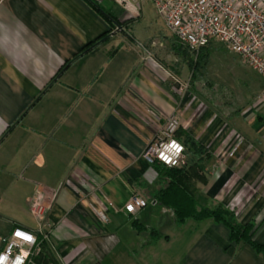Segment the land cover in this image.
Returning a JSON list of instances; mask_svg holds the SVG:
<instances>
[{
    "label": "crops",
    "instance_id": "crops-1",
    "mask_svg": "<svg viewBox=\"0 0 264 264\" xmlns=\"http://www.w3.org/2000/svg\"><path fill=\"white\" fill-rule=\"evenodd\" d=\"M115 8V0H0V243L16 227L40 234L26 221L39 196L59 264H264L211 219L177 227L170 210H124L134 193L152 201L160 176L142 153L174 114L181 167L202 175L197 202L252 222L253 240L264 244L262 152L244 140L228 156L236 130L226 116L190 87L178 90L184 80L166 67L163 42L133 37L130 22L109 32L101 12L116 16Z\"/></svg>",
    "mask_w": 264,
    "mask_h": 264
},
{
    "label": "built area",
    "instance_id": "built-area-1",
    "mask_svg": "<svg viewBox=\"0 0 264 264\" xmlns=\"http://www.w3.org/2000/svg\"><path fill=\"white\" fill-rule=\"evenodd\" d=\"M132 1L152 3L157 16L171 36L190 51L198 53L206 48L212 40L225 44L228 49L237 54L242 62L256 71L263 80V89L257 97V101L264 106V0H120L117 3L125 11H136ZM188 83H180L178 90L184 91ZM180 126L177 117L172 114L168 116L158 132L144 148L142 156L149 165L158 162L167 167H180L184 164L185 146L177 138L176 134ZM231 145L226 148V154L232 155L243 143L242 137L232 131ZM175 140L183 146V151L178 156H173L174 164H166L159 154L164 151L163 145ZM171 155V153H167ZM142 201L143 203H139ZM132 204L135 211L129 212L126 205ZM146 206V201L132 194L124 206L129 214H134ZM97 218L107 222L105 212L91 207ZM29 210L38 224V232L46 239L43 229L46 226V208L39 196H35ZM16 229H21L35 237V242L29 244L26 241L13 237ZM2 249L0 253H7L11 245V255L8 264L21 252V248L31 254L37 253L36 234L16 227L10 234L1 239ZM23 261L25 264L29 258Z\"/></svg>",
    "mask_w": 264,
    "mask_h": 264
},
{
    "label": "rangeland",
    "instance_id": "rangeland-1",
    "mask_svg": "<svg viewBox=\"0 0 264 264\" xmlns=\"http://www.w3.org/2000/svg\"><path fill=\"white\" fill-rule=\"evenodd\" d=\"M132 4L138 11H133L134 14L130 12L133 16L126 13L123 7L114 9L118 18L126 16L130 22H127V32L135 38L163 42L166 67L174 74L178 73L175 75L184 80L183 83H188L190 91L201 95L217 114L225 115L243 141L248 140L264 156V106L257 101L263 88L261 76L221 42L212 40L204 50L198 53L190 51L166 30L151 2L132 1ZM123 31L124 34L119 32L117 36L128 35L125 29ZM190 59L192 63L188 64ZM146 198L149 200V197ZM148 200L144 207L146 212L172 214ZM26 221L32 226L36 224L29 214Z\"/></svg>",
    "mask_w": 264,
    "mask_h": 264
},
{
    "label": "trees",
    "instance_id": "trees-1",
    "mask_svg": "<svg viewBox=\"0 0 264 264\" xmlns=\"http://www.w3.org/2000/svg\"><path fill=\"white\" fill-rule=\"evenodd\" d=\"M101 15L110 24L109 32L114 30L116 26H122L121 24L124 25L129 22L127 19L121 22L111 12H101ZM109 32L102 35L97 41L89 43L85 50L95 43L103 41ZM191 63L192 60L190 59L188 64ZM186 145L192 148L197 154H200L203 149L199 143L190 137H186ZM150 166L160 176L159 187L151 193V200L173 213L174 223L177 227H181L187 220L201 221L211 219L214 223L223 224L228 229L229 240L231 242L249 245L264 260V244L253 240L254 224L252 222L244 225L238 223L235 213L223 207L221 204H216L213 207H205L197 202L195 198V183L202 179L198 166L192 165L187 168L181 166L173 168L164 166L158 162ZM132 224L135 228L145 229L136 220ZM150 233L155 235L153 240L159 236L154 229H151ZM36 240L39 251L37 253L32 251L25 264H59L43 235L37 233ZM2 247L1 245L0 250Z\"/></svg>",
    "mask_w": 264,
    "mask_h": 264
},
{
    "label": "clouds",
    "instance_id": "clouds-1",
    "mask_svg": "<svg viewBox=\"0 0 264 264\" xmlns=\"http://www.w3.org/2000/svg\"><path fill=\"white\" fill-rule=\"evenodd\" d=\"M117 3H120V0H117ZM164 151L160 152L159 156L162 161L166 164H174L175 161L172 159L173 156H178L183 151V146L178 144L175 140L171 141L169 144L163 145ZM167 153H171L168 155ZM139 203H143L140 201ZM129 212L135 211L132 204L126 205ZM14 238L19 240L26 241L29 244L35 242V237L30 233H26L21 229H16L13 233ZM11 255V245L9 246L7 253H0V264H8L9 256ZM29 253L21 248L20 254L11 261V264H23V261L28 257Z\"/></svg>",
    "mask_w": 264,
    "mask_h": 264
}]
</instances>
